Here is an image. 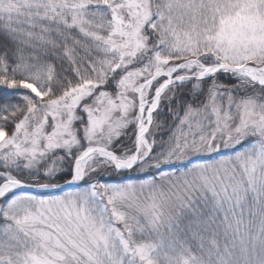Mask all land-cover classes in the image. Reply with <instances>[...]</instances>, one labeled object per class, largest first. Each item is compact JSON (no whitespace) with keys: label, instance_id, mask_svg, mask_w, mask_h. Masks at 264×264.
Instances as JSON below:
<instances>
[{"label":"snow or ice","instance_id":"6c2138e0","mask_svg":"<svg viewBox=\"0 0 264 264\" xmlns=\"http://www.w3.org/2000/svg\"><path fill=\"white\" fill-rule=\"evenodd\" d=\"M0 264H264V0H0Z\"/></svg>","mask_w":264,"mask_h":264}]
</instances>
